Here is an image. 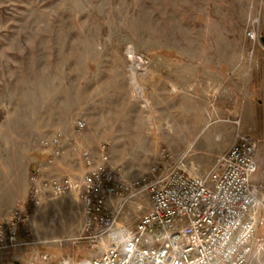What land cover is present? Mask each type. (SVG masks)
Masks as SVG:
<instances>
[{"label":"rangeland","instance_id":"1","mask_svg":"<svg viewBox=\"0 0 264 264\" xmlns=\"http://www.w3.org/2000/svg\"><path fill=\"white\" fill-rule=\"evenodd\" d=\"M237 135L257 141L264 239V0H0V224L30 215L32 245L17 256L78 246L38 244L73 221L59 199L36 208L32 176L79 183L104 151L122 181L159 163L204 176Z\"/></svg>","mask_w":264,"mask_h":264},{"label":"built area","instance_id":"2","mask_svg":"<svg viewBox=\"0 0 264 264\" xmlns=\"http://www.w3.org/2000/svg\"><path fill=\"white\" fill-rule=\"evenodd\" d=\"M247 37L253 40L255 34L248 32ZM76 125L79 131L86 127L82 120ZM257 146L252 137L237 135L207 175L192 176L179 166L159 163L130 182L118 179L107 151L98 158L86 152L81 183H41L32 176L30 201L37 207L45 189L57 198L78 193L84 228L74 243L88 242L96 252L91 264H253L264 248V239L258 237L259 217L253 212L259 205L252 185ZM130 206L137 211L132 217ZM123 214L128 217L121 223ZM29 218L16 211L0 224V251L29 245L18 240V227ZM50 260L49 254L37 253L30 264ZM70 260L62 258L60 263Z\"/></svg>","mask_w":264,"mask_h":264},{"label":"crops","instance_id":"3","mask_svg":"<svg viewBox=\"0 0 264 264\" xmlns=\"http://www.w3.org/2000/svg\"><path fill=\"white\" fill-rule=\"evenodd\" d=\"M39 177H40L41 181H43L46 178L45 175L39 176ZM80 179L81 180L79 181V183H81L83 177H81ZM58 199H59V201H61L59 204V207H58L60 212L62 211L64 213H67V217H68L69 213H71V215H69V216H70V218L72 216L73 227L69 232H66V231L57 232V231H53V230L51 231L50 230L47 234L41 235L37 240L38 244H40L41 247L42 246L46 247L47 244L60 243L62 241L71 242V243L75 244L74 242L76 241L77 237L83 233L84 212H83L82 202L79 199L77 192H75V191L70 192L69 194H66L64 196L57 198L54 196V193L52 192V190L45 189L40 194L38 202H40V206H46V205L51 206ZM29 245H30V242H29ZM30 246H32V245H30ZM43 248H41V250L45 252L44 254H49L51 257V260L47 264H61L60 260H59L61 258H59V259L57 257L55 258L53 256V254L62 253L61 255H63L64 254L63 251H61V250L60 251L54 250L55 252L49 251V250L47 251V249H43ZM72 250H73V253L70 256L71 257V260H70L71 264H91V260H92V258L95 257V254H96V252L90 250L88 242H86V241L78 244V246H76V247H73ZM8 254L12 255V256L8 257V259H7L8 264L9 263L10 264H30V262H31L32 257H30L28 255V252H25V254H23V257L21 254L19 256H17L16 255L17 251L15 250V247L10 248V251L8 252Z\"/></svg>","mask_w":264,"mask_h":264},{"label":"clouds","instance_id":"4","mask_svg":"<svg viewBox=\"0 0 264 264\" xmlns=\"http://www.w3.org/2000/svg\"><path fill=\"white\" fill-rule=\"evenodd\" d=\"M122 243L126 246L127 245V237L124 238V240L122 241Z\"/></svg>","mask_w":264,"mask_h":264}]
</instances>
